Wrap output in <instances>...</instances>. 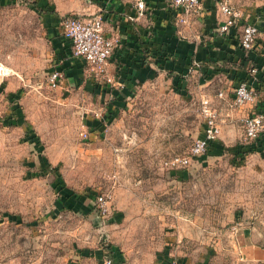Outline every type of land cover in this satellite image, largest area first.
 Here are the masks:
<instances>
[{
  "label": "rangeland",
  "instance_id": "obj_1",
  "mask_svg": "<svg viewBox=\"0 0 264 264\" xmlns=\"http://www.w3.org/2000/svg\"><path fill=\"white\" fill-rule=\"evenodd\" d=\"M92 3L0 0V264H264V147L243 151L237 77L152 61L106 130L85 137L88 120L112 114L88 67L85 80L51 86L52 28L98 15ZM233 4L243 26L264 21V0ZM206 100L219 138L172 165L202 136Z\"/></svg>",
  "mask_w": 264,
  "mask_h": 264
},
{
  "label": "crops",
  "instance_id": "obj_2",
  "mask_svg": "<svg viewBox=\"0 0 264 264\" xmlns=\"http://www.w3.org/2000/svg\"><path fill=\"white\" fill-rule=\"evenodd\" d=\"M95 1L96 4L92 3L88 10L97 11L104 17L106 35L117 40L109 65L115 80L112 84H101L92 79L91 86L106 97V109L112 115L102 114L98 116L99 120L91 119L87 123L96 125L103 121L104 126H108L118 107L134 96L136 87L141 84L139 81L153 73L152 61L164 64L165 68L173 71L185 70L184 63L192 59L205 61L203 68H209V72L217 65L215 67L220 68L222 76L232 73L237 80L245 79L256 89V100L245 108L247 115L264 114V21L254 22L258 28L257 39L253 48L245 51L240 45L244 27L242 21L227 32L221 31L226 17L220 11L219 0H206L187 25H176L174 11L168 6L169 0H145L147 8L143 15L137 8V0ZM230 2L236 8L233 0ZM48 16L50 20L54 17V21H58L55 16ZM60 25L52 28L56 58L60 67L64 68V81L77 84L86 75L87 65L84 60L72 55L70 42L63 37ZM166 53L171 56L168 61L162 59ZM143 61L145 65H139ZM249 67L257 68L258 75L252 76L247 70ZM99 132L97 129L92 135L96 136ZM258 254L255 252L254 258H260Z\"/></svg>",
  "mask_w": 264,
  "mask_h": 264
},
{
  "label": "built area",
  "instance_id": "obj_3",
  "mask_svg": "<svg viewBox=\"0 0 264 264\" xmlns=\"http://www.w3.org/2000/svg\"><path fill=\"white\" fill-rule=\"evenodd\" d=\"M206 0H169L168 6L174 11L176 25H187L191 18L199 13ZM137 8L143 15L147 4L145 0H137ZM220 11L226 17L221 26L222 32L229 31L236 26L240 13L231 4L230 0H219ZM63 37L70 42L72 55L85 61L90 74L97 83L103 81L104 84L114 83V76L111 74L109 65L114 55L117 40L106 35L105 20L102 15H95L91 18H81L78 16H65L61 19ZM258 28L254 24H247L243 27L240 45L245 51L253 48L257 39ZM251 75L257 76L258 69L252 68ZM64 71L57 68L53 71L50 84L53 88L59 87L64 78ZM100 80V81H99ZM234 105L241 108L253 103L257 98V91L252 84L247 81L237 84L234 90ZM223 96V92H220ZM205 127L202 136L194 141L190 155L183 158H176L171 163L179 167H187L191 159L208 152V149L216 141L221 133V126L217 116L209 106V100L204 102ZM245 138L250 143L256 142L264 133V114H249L244 119ZM107 127V126H106ZM106 130V129H105ZM90 133H85L89 138ZM97 203L107 210V199L104 196H96ZM105 264H112V261L105 260ZM170 264H178L172 260Z\"/></svg>",
  "mask_w": 264,
  "mask_h": 264
},
{
  "label": "trees",
  "instance_id": "obj_4",
  "mask_svg": "<svg viewBox=\"0 0 264 264\" xmlns=\"http://www.w3.org/2000/svg\"><path fill=\"white\" fill-rule=\"evenodd\" d=\"M61 19H62V17H61ZM241 48H242V46H241ZM243 49V48H242ZM171 56L170 55H168V53H166L165 55H163L162 56V59L164 60V61H168V60H170L171 58H170ZM242 61V60H241ZM139 65H145V62L143 61V62H140V64ZM244 65V67H247L246 66V64H243ZM61 69H64V68H61ZM251 69L252 68H247V70H248V72L251 74ZM64 71V70H63ZM243 81H247V80H245V79H240V80H238V83L237 84H239L240 82H243ZM247 82H249V81H247ZM250 84H251V82H249ZM103 121H100V122H98L96 125H91V124H87V126L89 127V129H90V136L89 137H91V136H93L92 135V133H94L95 132V130H100V132L101 133H103L104 131H105V129H106V126H104L105 124L104 123H102ZM91 139V138H90ZM217 141V140H216ZM216 141H214L213 143H211V145H210V147H209V149H208V152H209V150H210V148L213 146V144L216 142ZM263 147H264V133H263V135H262V137L260 138V139H258L256 142H254V143H250V144H248V148H246V150L244 149L243 151H259V150H262L263 149Z\"/></svg>",
  "mask_w": 264,
  "mask_h": 264
}]
</instances>
